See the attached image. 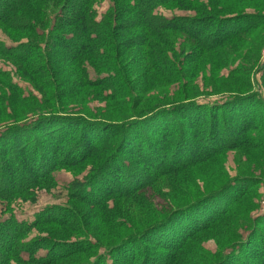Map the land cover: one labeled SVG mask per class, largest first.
Listing matches in <instances>:
<instances>
[{
  "label": "trees",
  "instance_id": "obj_1",
  "mask_svg": "<svg viewBox=\"0 0 264 264\" xmlns=\"http://www.w3.org/2000/svg\"><path fill=\"white\" fill-rule=\"evenodd\" d=\"M109 1V12L97 23L98 0H0V32L11 40L0 41V61L15 67L49 105L45 111L32 110L30 104L44 106L43 99L23 91L0 68V116L14 120L0 128V202L8 214L0 221V264H61L75 256L71 264H180L185 256L194 258L189 249L197 235L223 224L257 198L264 174L260 179L237 175L221 186L214 187L219 184L214 181L205 190L177 199L174 208L141 228L133 219L115 223L109 204L136 199L148 190L164 197L157 185L168 175L221 159L227 151L250 148L264 155V137L251 139V131L264 125L263 106L253 103L255 96L230 94L221 104L199 105L189 97L188 82L189 88L180 84L177 93L190 101L155 105L122 120L132 110L127 108L128 103L133 105L132 86L146 94L154 85L150 69L167 85L183 81L175 62L152 59L154 33H180L196 42V51H206L254 35L264 27V19L255 23V16L208 5L227 0H205L207 7L201 9H197L201 0ZM262 5L264 0L257 6ZM159 8L197 15L169 17L158 13ZM18 33H24L28 43L20 42ZM198 58V54L186 58L182 63L186 72L194 75ZM240 68L231 71L238 74ZM83 93H93L96 100L119 110L120 122L64 113ZM194 111L199 116H191ZM238 114L242 122L233 128L231 119ZM206 118L205 127L196 129V123ZM21 119L24 122L19 123ZM255 159L264 163L262 157ZM77 169L88 175L65 186L71 207L46 206L27 220L16 219L14 203L36 204L40 191L56 187L55 172ZM252 219L246 237L235 236L213 257V264H264V214ZM115 228L127 233L111 241ZM38 230L49 235L30 237ZM66 231L78 239H55L54 233ZM41 252L44 255L38 256Z\"/></svg>",
  "mask_w": 264,
  "mask_h": 264
},
{
  "label": "rangeland",
  "instance_id": "obj_2",
  "mask_svg": "<svg viewBox=\"0 0 264 264\" xmlns=\"http://www.w3.org/2000/svg\"><path fill=\"white\" fill-rule=\"evenodd\" d=\"M241 1L242 0H227L225 4H213L209 1L208 5L221 7L223 11H234L229 12V14L239 12L247 16H255L256 19H252V21L255 23H261L264 19V5H262V7L257 6L260 4L261 0H258L256 3H242ZM206 5L207 2L205 0H201L200 6L197 7V9H201ZM110 7L111 4L109 0H98L97 4L94 6L96 16L95 21L97 23L102 21L103 17H105V15L109 12ZM157 12L169 17L197 15L193 11L180 12L163 8L157 9ZM247 16L245 18H248ZM161 33L162 32L154 33L152 39L154 51H152L150 55L154 61H159L160 63L163 59L167 58V60L175 62L176 65L181 68L179 73L183 77V81L180 80L174 84L167 85L163 81L162 77H158V75L150 69V78L152 79L154 85L147 90L146 94L141 91H135L132 86V92H130L133 96V105L131 102L127 104V108H132V110H130L129 113L123 114V121L126 120L125 118H130L131 116L133 117L135 114H139L140 111L148 108L150 109L155 105L170 106L171 104L176 105L188 100H184L182 94L177 93L179 85L184 84V87L187 88L188 82L190 89H192V95L189 97L192 101L196 100V102H194L196 104H221L225 101L226 96L230 94H242L245 96H255L253 103L254 101L262 103V112H264V27L257 30V32H254V35L252 36L243 37L242 39L234 41L231 40V45L227 48L220 47V45L213 50L206 51H203L202 49V51H196L195 49L198 48L196 42H191L187 36L180 33ZM23 36L26 35L24 33H18L17 35V37H21L20 42L28 43ZM0 41L9 43L11 40L6 37L5 34L0 32ZM134 48L138 49V47ZM102 51L104 53L106 52L105 49H102ZM192 54H198L199 56L198 63L196 65L197 69L194 75H192L193 71L188 69L186 72L185 67H182V63H185L186 58H188V56L190 57ZM89 60L91 59L86 58V62ZM233 62L234 64H232ZM0 63L3 65L2 66L0 64V68L7 72L8 78L12 83H16L23 91L29 92L30 95L39 98L40 100L43 99L42 102H44V106L40 107L30 104L29 107L32 110L40 109V111H45V109L49 108L47 101L42 98L30 84L25 82L19 76L15 67L11 66L9 63L5 64L1 61ZM83 66L86 67V69H89V74L93 77L94 74L90 70L89 66L87 64ZM239 67H241L240 69L243 71L238 74L232 73L231 70ZM186 74L187 78L185 77ZM0 79L3 80L2 78ZM245 80L247 82L244 84ZM185 81L186 84L184 83ZM190 99L188 101H190ZM237 106L238 105L234 107ZM116 108H119L118 104H116ZM202 110L203 109H200V112H202ZM256 110H260L261 112V109L259 108H256ZM65 111L66 112L64 113L68 115L76 117H91L92 119L103 121H110V118H112L113 120H119L120 122L118 116L121 115L120 111L116 110L107 101L104 102L96 100L93 93H83L80 98L71 100ZM195 113L198 114L199 112L194 111L191 116H199V114L196 115ZM187 114L190 115V113ZM31 116L34 117V115H29L28 118H32ZM206 121H208V118L201 119L197 122L195 126L196 129L201 131L202 128L205 127ZM13 122L14 120L12 119H2L0 116V128L9 126L13 124ZM22 122H24L23 119H21L19 123ZM177 122H180L179 118ZM241 122L242 120L240 119V115L231 119L233 128L240 125ZM196 129L195 131H197ZM258 135L264 137V125L260 128L257 125V127L251 131L252 140ZM258 156L262 157L264 161L263 153H255V151H251L250 148H246L239 152L227 151L221 159L215 158L214 160L207 162V164H202L195 169H189L174 176L168 175L165 177L166 180L163 183L157 185L158 189L164 192V197H159L154 191L148 190L147 192L138 193V197L136 199L132 198L127 202L124 200H118L115 202V205L109 204L110 207L113 205L114 217L112 218H114L115 223L124 222L125 220L127 222H131V219H133L134 222H132L134 225L136 224L139 228H141L142 224L150 218L160 214L164 215L171 208H174L173 203L177 199L180 198L183 200L186 195L190 196L196 191L200 192L203 189L205 190L207 186L213 185L214 181L219 183L214 186L217 187L223 185L227 179H233L237 175H247L260 179L262 174H264V163H258L255 159V157ZM81 172L78 169L69 171L58 170L55 172L54 178L56 180V187H51L49 189L47 187L46 189L40 191L37 195L36 204H13L12 209L16 219L20 221L27 220L29 216L31 218L33 213L38 212L41 208L46 206L71 207L70 202H68L69 195L64 188L71 181L76 179L81 181L85 174V176L88 175L86 170L82 174ZM225 176L226 179L224 178ZM179 190L183 191L181 193H176ZM256 195L257 198L255 196L254 199L249 200L250 204L248 203L244 205L241 210L238 212L236 211V213L223 224L197 235L194 241L190 243V248L192 249H189L191 254L192 252L195 253L193 255L194 258H186L185 256L181 259L180 264H213L215 261L213 257L220 255L222 250L228 244L235 241L237 239L235 236L245 238L248 233L246 226L250 219L260 217L264 214V177L256 189ZM147 203L152 205V207H150ZM251 204L254 207L249 210L248 205L251 206ZM6 211V204L0 202V221L8 219ZM118 212L122 216H119ZM135 215L137 216L135 217ZM84 219L89 220L88 217H85ZM125 224L126 223H123V225ZM38 232L34 231L30 237H33L35 234H41L44 236L49 235V233L44 231L38 230ZM66 232L57 233L58 235L54 233L57 236L55 239H67L68 241H75L78 239L79 235ZM123 233L125 234L127 232L125 230L115 228L113 229L109 240L112 241ZM109 240H107V242ZM90 241L91 243L94 241L98 242L97 239H90ZM43 255V252L38 254V256ZM75 257L62 262L61 264H71L77 260Z\"/></svg>",
  "mask_w": 264,
  "mask_h": 264
}]
</instances>
